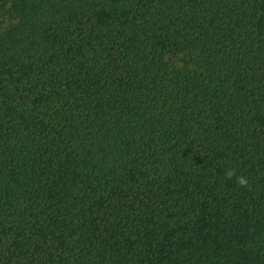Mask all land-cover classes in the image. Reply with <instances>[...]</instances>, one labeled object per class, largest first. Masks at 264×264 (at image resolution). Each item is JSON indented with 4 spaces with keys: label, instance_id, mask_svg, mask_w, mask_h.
<instances>
[{
    "label": "trees",
    "instance_id": "obj_1",
    "mask_svg": "<svg viewBox=\"0 0 264 264\" xmlns=\"http://www.w3.org/2000/svg\"><path fill=\"white\" fill-rule=\"evenodd\" d=\"M0 25V264H264V0Z\"/></svg>",
    "mask_w": 264,
    "mask_h": 264
},
{
    "label": "rangeland",
    "instance_id": "obj_2",
    "mask_svg": "<svg viewBox=\"0 0 264 264\" xmlns=\"http://www.w3.org/2000/svg\"><path fill=\"white\" fill-rule=\"evenodd\" d=\"M2 25H0V29H1ZM168 58L170 59L171 62L175 63V64H180L181 63V57L177 56V55H169Z\"/></svg>",
    "mask_w": 264,
    "mask_h": 264
},
{
    "label": "clouds",
    "instance_id": "obj_3",
    "mask_svg": "<svg viewBox=\"0 0 264 264\" xmlns=\"http://www.w3.org/2000/svg\"><path fill=\"white\" fill-rule=\"evenodd\" d=\"M232 171L231 170H229L227 173H226V175H228L229 177H231L232 176ZM239 179V183H241V184H245L246 183V180L243 178V177H240V178H238Z\"/></svg>",
    "mask_w": 264,
    "mask_h": 264
}]
</instances>
